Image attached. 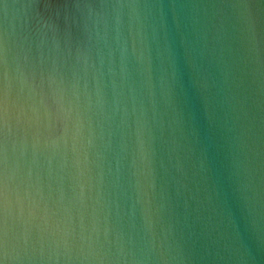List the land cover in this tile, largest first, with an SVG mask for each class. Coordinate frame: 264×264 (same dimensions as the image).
Listing matches in <instances>:
<instances>
[{
	"label": "water",
	"instance_id": "obj_1",
	"mask_svg": "<svg viewBox=\"0 0 264 264\" xmlns=\"http://www.w3.org/2000/svg\"><path fill=\"white\" fill-rule=\"evenodd\" d=\"M0 264H264V0H0Z\"/></svg>",
	"mask_w": 264,
	"mask_h": 264
}]
</instances>
